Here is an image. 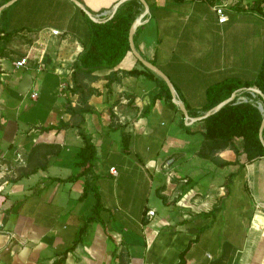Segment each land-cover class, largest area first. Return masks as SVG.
I'll return each mask as SVG.
<instances>
[{
    "label": "crops",
    "instance_id": "crops-1",
    "mask_svg": "<svg viewBox=\"0 0 264 264\" xmlns=\"http://www.w3.org/2000/svg\"><path fill=\"white\" fill-rule=\"evenodd\" d=\"M79 1L107 17L121 3ZM143 1L133 47L190 118L204 113L210 85L252 83L264 0ZM76 8L15 0L0 10V161L11 167L0 191V264H264V155L247 158L238 138L203 144L202 120L182 124L154 78L126 72L145 68L130 50L112 68L76 73L93 90L81 103L70 92L87 37Z\"/></svg>",
    "mask_w": 264,
    "mask_h": 264
},
{
    "label": "trees",
    "instance_id": "trees-1",
    "mask_svg": "<svg viewBox=\"0 0 264 264\" xmlns=\"http://www.w3.org/2000/svg\"><path fill=\"white\" fill-rule=\"evenodd\" d=\"M76 9L82 15L87 25V37L82 41L81 52L71 64L73 84L70 92H77L79 100L85 104L86 98L93 90L88 89L83 91L82 86L75 83L76 73L80 72L89 75L94 70L112 68L118 64L129 51L128 29L140 11L141 3L138 0H124L116 7L110 18H107V16H94L97 21L87 17L80 9ZM256 10L259 11L257 7ZM134 35L135 33L132 35V40ZM126 72L130 74L143 72L147 76L154 78L160 86L157 96L162 92L168 100L170 99V94L165 83L149 69L144 68L143 71L131 69ZM251 84L262 93L263 101L258 94H255V98L261 102L263 108L264 57L252 83L238 82L232 78H227L207 87L205 91V103L201 108V112L207 111L218 102L226 99L233 91L249 97L248 88ZM236 98L237 95L231 101L223 104L217 111L202 119L203 144H213L219 141L225 145L238 138L241 140V150L247 158L252 159L264 155V147L258 137V128L263 118V111H260L250 102H235ZM174 107L178 109L177 106ZM68 109L70 110V108ZM81 109H87V107L83 106ZM262 135L264 138V126L262 128ZM203 144L200 151L203 150ZM87 146L86 144L80 149V153H83V158L92 155V149Z\"/></svg>",
    "mask_w": 264,
    "mask_h": 264
},
{
    "label": "water",
    "instance_id": "water-1",
    "mask_svg": "<svg viewBox=\"0 0 264 264\" xmlns=\"http://www.w3.org/2000/svg\"><path fill=\"white\" fill-rule=\"evenodd\" d=\"M13 1L15 0H8L5 3H3L2 5H0V10L5 7L8 6L9 4H11ZM75 7H77L78 9H80L87 17H89L92 20L97 21L94 16L83 6V4L79 1V0H69ZM124 0H120L118 1L117 4H119L120 2H122ZM142 6H143V11L131 22L129 29H128V34H127V39H128V45H129V50L131 51V53L134 55V57L143 65V67H145L146 69H149L150 71H152L155 75H157L159 78L162 79V81L165 83L169 93H170V97H171V101L176 104L179 108V110L182 112L183 114V122L185 124L189 123L191 120H202L203 118H205L206 116L210 115L211 113L217 111L223 104L231 101L234 96H235V91H233L226 99L218 102L217 104H215L212 108L208 109L207 111H205L204 113H202L199 116H196L194 118H190L185 110V107L183 105V103H181L180 101L177 100L174 88L172 86V84L170 83V81L168 80V78L164 75V73H162L156 66H154L152 63H150L149 61L143 59L134 49L133 47V40H132V35L136 29V27L138 25L141 24V19L142 17L147 14V6L144 3L143 0H138ZM115 10V9H114ZM114 10L112 11V13L107 17L110 18L114 12ZM249 90L255 92L256 94H258L260 96V98L263 101V96L262 93L254 86H251L248 88ZM263 111V118L260 122L259 128H258V137L259 140L262 144V146L264 147V138L262 135V128L264 126V106L262 108Z\"/></svg>",
    "mask_w": 264,
    "mask_h": 264
},
{
    "label": "built area",
    "instance_id": "built-area-1",
    "mask_svg": "<svg viewBox=\"0 0 264 264\" xmlns=\"http://www.w3.org/2000/svg\"><path fill=\"white\" fill-rule=\"evenodd\" d=\"M214 13L216 14L217 21L219 23L226 20V16L223 13V6L220 4L213 6ZM50 32L54 35L59 34V31L56 29H51ZM26 63L25 57L17 59L13 62L15 67H20ZM250 96H238L235 99V102H250L254 104L260 111H262V104L259 100L255 98V92L248 90ZM33 96V95H32ZM17 163H22L23 159L19 153H15L14 159ZM109 171L112 174H116V170L114 167H110ZM170 173H168L169 175ZM11 176V167L6 165L5 163L0 161V191L3 189V186L8 182V178ZM154 210L153 209H147L144 213L145 218L150 219L153 216Z\"/></svg>",
    "mask_w": 264,
    "mask_h": 264
}]
</instances>
